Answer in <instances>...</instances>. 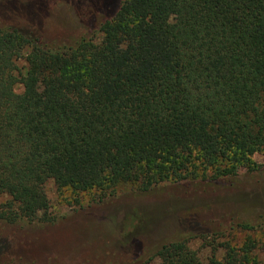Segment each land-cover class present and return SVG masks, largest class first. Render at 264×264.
<instances>
[{
  "label": "trees",
  "instance_id": "1",
  "mask_svg": "<svg viewBox=\"0 0 264 264\" xmlns=\"http://www.w3.org/2000/svg\"><path fill=\"white\" fill-rule=\"evenodd\" d=\"M54 1L0 0V226L35 225L39 210L52 253L38 254L58 264H202L189 242L234 229L259 232L263 250L264 201L245 222L198 209L214 217L206 234L115 249L80 242L76 216L50 219L45 185L112 195L220 183L264 154V0H76L73 34ZM223 249L206 264H261Z\"/></svg>",
  "mask_w": 264,
  "mask_h": 264
},
{
  "label": "rangeland",
  "instance_id": "2",
  "mask_svg": "<svg viewBox=\"0 0 264 264\" xmlns=\"http://www.w3.org/2000/svg\"><path fill=\"white\" fill-rule=\"evenodd\" d=\"M75 2L56 0L50 8L59 23L74 24L67 26L71 28L68 34L75 33V27L81 28ZM101 37L96 35L97 43ZM16 64L25 73V61L21 59ZM15 92L22 93L21 86L17 85ZM249 166L251 172L247 170ZM249 166H237L231 178L220 183H172L146 193H138L135 188L122 185L112 195L98 191L76 194L64 188L62 182L50 180L45 185L49 201L48 215L55 221L76 216L82 236V239L80 235L77 236L80 242H103L115 249H129V244L141 237L150 245L171 238L173 234L186 237H192L198 231L206 234L211 230V219L216 216L222 219L224 226H230L250 220L261 209L264 189L260 185V174L264 170V154L253 156ZM198 209H212L216 213L214 217L200 214L192 217V213ZM31 214L38 216V219L42 215L37 209ZM37 220L34 221L35 225L0 226V264H58L55 259L51 262L38 254L49 251L51 244L48 242V230L36 225ZM204 238H193L188 245L202 264L208 263L212 256L221 260L225 254L224 245L236 250L248 248L264 264V249L260 250L258 243L262 240L259 232L247 233L234 229L219 236ZM67 256H64V262H67ZM149 264L161 263L155 259Z\"/></svg>",
  "mask_w": 264,
  "mask_h": 264
}]
</instances>
